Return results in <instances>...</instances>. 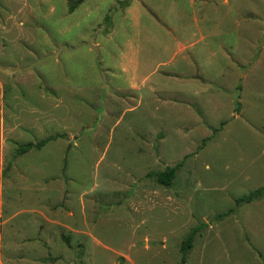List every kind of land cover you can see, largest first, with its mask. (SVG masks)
<instances>
[{
	"label": "rangeland",
	"instance_id": "rangeland-1",
	"mask_svg": "<svg viewBox=\"0 0 264 264\" xmlns=\"http://www.w3.org/2000/svg\"><path fill=\"white\" fill-rule=\"evenodd\" d=\"M69 3L0 0V264H264V0Z\"/></svg>",
	"mask_w": 264,
	"mask_h": 264
},
{
	"label": "trees",
	"instance_id": "trees-1",
	"mask_svg": "<svg viewBox=\"0 0 264 264\" xmlns=\"http://www.w3.org/2000/svg\"><path fill=\"white\" fill-rule=\"evenodd\" d=\"M82 1L83 0H69L70 3H69L68 10L72 12L77 7V5H79ZM52 138L54 137L49 136L36 143H26V144L20 145L17 148L16 155L23 154L31 149L38 150L43 145H45L48 141H50ZM176 169L177 167L173 166V167H167L165 170L157 172L156 178L158 182L164 185H170L176 175ZM263 191H264V188L261 187L255 190L254 192L248 194L247 196L237 198L235 200V203L236 205L241 204V203H249L257 199V197L260 196ZM195 233H196V229H193L185 236V238L181 242V248H180L182 252L181 264H184L186 260V256L188 252L190 251V249L192 248Z\"/></svg>",
	"mask_w": 264,
	"mask_h": 264
},
{
	"label": "crops",
	"instance_id": "crops-1",
	"mask_svg": "<svg viewBox=\"0 0 264 264\" xmlns=\"http://www.w3.org/2000/svg\"><path fill=\"white\" fill-rule=\"evenodd\" d=\"M146 81V78H142V82H145ZM154 91H156L153 87L152 89H150V93H153ZM123 100L125 99V95H123Z\"/></svg>",
	"mask_w": 264,
	"mask_h": 264
}]
</instances>
